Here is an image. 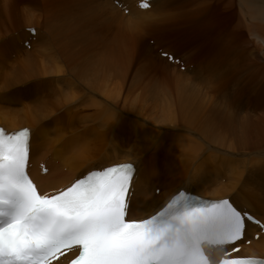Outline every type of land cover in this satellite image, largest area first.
<instances>
[{"label": "rangeland", "instance_id": "obj_1", "mask_svg": "<svg viewBox=\"0 0 264 264\" xmlns=\"http://www.w3.org/2000/svg\"><path fill=\"white\" fill-rule=\"evenodd\" d=\"M94 1L91 0V7L98 9ZM107 2L138 28L120 34L105 22L102 27L90 29L82 24L80 27L88 29L83 31L65 24L82 14L70 4L67 9L73 15L53 18L45 10L51 8L52 0H0V50L6 44L9 48L3 63L0 58V112L23 113L29 106L50 105L44 111L49 115L39 124L46 128L51 142L77 138L74 150L81 156L77 163L81 170L133 159L138 167L148 171L145 184H153L151 192L156 187L155 196L162 195L169 186L171 190L178 188L181 183L192 192L227 191L231 200L242 203L246 191L259 193L262 188L264 193V44L248 33L238 1L162 0L164 16L150 10L154 3L146 11L150 22H143L141 27L136 5L134 12L128 13L116 7L115 2ZM26 4L32 6L33 13ZM105 12L109 13L107 8ZM247 19L251 20V29L256 30L257 22L264 28V22L252 14ZM85 20L92 24L90 17ZM30 24L37 31V39L31 45H23L29 41ZM89 30L94 31L98 50L109 48L120 59L115 63H122V69L115 70L120 77L115 74L107 85L94 88L86 86L58 46L59 41L61 47L79 43L85 35L92 36ZM116 34L117 40L112 42ZM162 54L179 60L186 71L170 64ZM22 58L30 60L27 65H33L31 73L36 78L27 80V69L22 74ZM42 70L47 71L46 76ZM7 71L13 75L5 80ZM179 75L185 87L197 93L200 105L204 106L206 100V108L212 103L218 108H211L221 110L217 111L222 122L215 125L218 133L201 120L211 115V108L194 113L192 122L181 118L177 110V114L173 113L176 122L162 120L154 105L163 104L171 95L175 90L173 80ZM171 98L175 102L174 94ZM255 236L252 239L257 241ZM245 245L249 247V243Z\"/></svg>", "mask_w": 264, "mask_h": 264}, {"label": "snow or ice", "instance_id": "obj_2", "mask_svg": "<svg viewBox=\"0 0 264 264\" xmlns=\"http://www.w3.org/2000/svg\"><path fill=\"white\" fill-rule=\"evenodd\" d=\"M29 153V130L0 129V264H53L69 253L70 264H214L212 248L242 238L243 214L228 200L191 204L178 192L150 217L134 219L133 165L93 170L65 190L41 192L27 170Z\"/></svg>", "mask_w": 264, "mask_h": 264}, {"label": "bare ground", "instance_id": "obj_3", "mask_svg": "<svg viewBox=\"0 0 264 264\" xmlns=\"http://www.w3.org/2000/svg\"><path fill=\"white\" fill-rule=\"evenodd\" d=\"M92 1H94V0H92ZM109 1H111V2L121 1V3L124 6L122 8V10L127 11L128 13L134 12L133 7L136 5L135 8L137 9V11H139L138 15H141V16H138V18H139L138 24L140 27L144 23L147 24L148 21L150 22L149 15L146 14V13H148L146 11L149 9L141 10L138 8V4L141 2V0H137L135 3L132 2L131 0H109ZM157 1H159V2L157 3ZM237 1H238L239 10H240L241 14L243 15V18L245 19V21L248 23V26H247L248 33L252 37L255 36L256 38H258V41L260 40L261 43L264 44V28L261 27L259 22H257L256 23L257 26H255L256 30H254V28L251 29L249 26L250 25L249 23L251 22V20L247 19V16L252 14L256 19H258L261 22H264V0H263V2H261V4H260L259 0H237ZM74 2L76 3V1H74ZM94 2L98 3V6H99L98 9L91 7L87 10V5H86L85 12L84 13L81 12L82 15L73 16L75 21L67 22L65 24H71L69 26L70 28L82 29L83 31H87L88 29H86L85 27H80V25H82V24L84 26L87 25V28H89V29L91 26L95 27V28H99V26L102 27L103 23L106 22L107 26H109V27L114 26L115 31L116 32L119 31L120 34H121V32L128 33L129 29H131V28H134V27L138 28L137 26H133L127 17L125 18L124 16H120L119 12L109 2H107V0H96ZM160 2L162 3V0L161 1L160 0H152V1L148 2L149 6L156 3L152 9L150 8V10L152 11L154 9V7L156 5H158ZM25 3L26 2H24L22 4H25ZM16 4H18V3H16ZM26 6H27L28 11L32 10V6H30L28 4H26ZM106 8L109 11L108 14H106V12H105ZM223 8H224V6H223ZM47 12L53 18L58 17V16L68 17V16L73 15L68 11V9H65L64 11L62 10L60 12H55V11H47ZM103 13H105V15H102ZM137 13L138 12H136V14ZM146 15H147V17H146ZM163 16H164V14H163ZM89 17L92 20L91 21L92 24H90L89 21L85 20V19H88ZM165 19H166V16H165ZM80 22H81V24H80ZM31 23H32V21H31ZM28 27H29V30L33 29L34 31H36L35 28H32V27H34L33 25L30 24V26L28 25ZM53 31L57 32V29L54 28ZM89 31L93 37L85 35V37L79 43H75L71 47L66 45V44H64L63 47H61V42L59 41L58 46H59L60 50L63 51V53L65 54V59H67V61L70 64H72L73 68L76 70L77 75H79L84 81H86V83H85L86 86L89 84V86H91L90 88H92V87L94 88V87H97L99 84H101L103 86L107 85L109 80L111 79V77H113L116 74L115 70L116 69H118V70L122 69V63H119V62L115 63V61H120V59L116 58L113 51L110 50L109 48H104L101 50L99 48V50H100L99 51L98 45H97L96 40H95L96 37H95L94 31L93 30H89ZM8 34H10V32L6 33L5 36H8ZM64 34L65 35L67 34L66 31H64ZM28 35H29V41H27V45H31L32 42L34 40L36 41V39H37L36 38L37 31H36V34L34 35L35 37L32 36L30 33H28ZM116 36H117V34L114 36L112 42H116L115 41V40H117ZM23 43H25V42H23ZM103 46H105V45H103ZM8 49H9L8 44H6V48L4 49L5 52H4V50H0V58L3 59L2 63L5 61V57L7 54L6 50H8ZM145 54L146 53L143 52V55H145ZM262 56L264 57V52L262 53ZM22 59H23L22 60L23 64L21 66L23 67L22 69L24 70V72L22 74H26L25 70L27 69L26 70L27 74L25 75V76H28L27 80L30 81L32 78H36V75H34L35 76L34 77L32 75L33 73H31V71L33 69V65L31 67L29 65H27V62L30 60L28 59V61H27V59L26 60L24 58H22ZM117 59H119V60H117ZM76 65H78V67ZM11 72L12 71L6 72V74L4 76L5 80H8L9 77L13 75V72L12 73ZM45 72H47V71H43L42 73H45ZM118 72H120V71H118ZM58 73H60V72L58 71ZM44 75L46 76L47 74L45 73V74H43V76ZM29 76H32V77H29ZM115 76L120 77L117 74ZM20 77H22V76H20ZM38 78H39V76H38ZM181 80L182 79L180 78V75L175 76V79L173 80L174 88H175V90H174L175 102L172 101V98L170 97L171 95L169 96L166 94L167 97L165 96L166 98H165V102L163 104H161V105L155 104L154 105L155 109L156 108L159 109V113H161V118L164 122H166L165 120H171V121H167L166 123H173L175 121L173 113H176V110L178 111V114L182 115L181 118L186 117L187 121L190 120V122H192L191 116L194 113L204 111V109H205L204 112H206V110L209 111V109L211 107H213V108L215 107L211 103V106L209 108H206V106H205L206 100H204V106L200 105L201 101H199V102L197 101V95H196L197 93L194 90L189 91L187 89V87H185V84L182 83ZM21 83H23V82H21ZM18 84H20V83H18ZM1 88H5V87L2 85ZM95 91L97 92V88H95ZM163 93H162V95H163ZM67 99H68V97H67ZM155 100H157V99H155ZM210 101H211V99L209 100V102ZM47 106H50V105L45 106L44 104L40 103L38 106H36V105H34L33 107L29 106L28 110L26 112H23V113H20L19 111H9V110L0 112V127H2L8 133H14V132L20 131V130L25 129V128H28L30 130V153H29L30 168L28 170L29 174L41 192L52 193V192H57L59 190L66 189L68 187V185L71 184V182L83 178L87 173H89L93 170H99V169H95L94 167H86L83 170H81L78 167L77 163L81 159V156L78 153H76V151H75V150H77L75 145H78V143L76 144V142H77L76 137H71L69 139V141H65L64 139H58V140H54L52 142L50 141V139L48 137V132H47V130H45L46 128L39 124L43 121V119L47 118V116L49 115V114L44 113ZM219 106H221V105H219ZM216 107L218 108V106H216ZM213 108H211L212 110L210 109V112H208L211 115H208L207 117H203V118H201V120L203 121V123L205 125L210 126L211 130L214 131L213 133L216 134V133H218V131H216L217 127H215V125L219 126L222 122L221 121L222 119L220 118L221 114L220 115L218 114V111H221V110L217 109L218 110L217 111L216 109L214 110ZM221 109H223V107ZM211 111H213L214 113H212ZM204 112H201V113H204ZM231 114H233V113H231ZM107 119H109V118H106V120ZM226 120L228 121V120H230V118H227ZM170 137H172V136H170ZM49 147L51 148V150L49 149ZM74 148H75V150H74ZM50 157H52L51 161H49ZM113 162L114 163H109L107 165L102 166L100 169H105L106 167H110V166H114V165H118V164H120V165L121 164H127V163L135 164L134 166L136 168V172H135V175L132 179V185H131L132 195L130 197V208H131L130 215L134 219L139 220V219H143L145 216L150 217L156 209H158L161 205H165L179 191H184L186 193L195 194L198 197L205 199V200H209V201H218V200H223V199L228 198L230 200V202L238 210H240L241 212H250V215L254 216L256 218V220L258 222H260L261 224H263V226H264V193L262 192V188L259 189V190H261L259 193L255 192V191H246L244 193L246 199L243 203L236 201L235 198L234 199L232 198V200H231L229 198V195L227 194V191H223V192L220 191L221 193H219V191H217L216 193H211V192L207 193L205 191L192 192L190 189H188L189 188L188 185H183V186H187L188 187L187 189H185L183 186H181V184H183V183L180 184V187L175 188V189L172 188V190L169 186V188H165L163 190L165 192H163L162 195L155 196L153 194V192L156 190V187L151 192V189L153 188V184H148V183L145 184V181L147 180L146 176L148 175V171L145 168L141 169L140 167H138L136 161L133 159H125L124 158V159L113 161ZM42 164L45 166V168H46V166L48 168L47 174L45 173L46 175L45 174L42 175L40 173L41 170H40L39 166ZM87 169H90V170H87ZM64 170L67 171L66 174L62 173V171H64ZM50 172L52 173L51 175H50ZM197 180L200 181L199 178H197ZM138 181L141 182V186L138 185ZM152 182H154V181H152ZM56 184L58 187L57 186L54 187ZM150 187H152V188L150 189ZM254 235H258L257 241H254L252 239ZM245 240H250L249 245H248L249 247H247L245 245V242H244V244H242L241 251L239 253L235 254V256L264 258V234L261 233V228H259L257 225H254V224H247L246 230H245L244 241ZM228 249H230V248H228ZM223 252H224V250L215 249V250H210L209 254L211 255L213 261L216 262L223 255ZM72 256H73V254L65 257L64 259L57 262V264H65V262L68 259H70Z\"/></svg>", "mask_w": 264, "mask_h": 264}, {"label": "crops", "instance_id": "obj_4", "mask_svg": "<svg viewBox=\"0 0 264 264\" xmlns=\"http://www.w3.org/2000/svg\"><path fill=\"white\" fill-rule=\"evenodd\" d=\"M65 3H64V2ZM74 1H76V3L74 2ZM163 3V2H162ZM162 3L160 2L158 5H156L155 7H154V9H153V13L154 14H157V15H161L162 13H164L165 11H163V10H160L161 8H162ZM69 4H70V6H71V8L72 7H77L78 9L77 10H79L80 12H85V8L83 7V4H86L87 5V10L89 9V8H91V0H62L61 1V3H60V0H52V3H51V5H50V9H49V7H47V8H45V10H48V11H55V12H60V11H64L65 9H67L68 7H70L69 6ZM161 5V6H160ZM60 6H64V9H62V8H60ZM56 7V8H55ZM159 7V8H158ZM55 8V9H54ZM157 10V11H156ZM70 12H72L71 10H70ZM73 13V12H72ZM160 13V14H159ZM74 14V13H73ZM172 14V13H171ZM79 15V14H78ZM80 15H82V14H80ZM163 15V14H162ZM161 15V16H162ZM160 16V17H161ZM144 25V24H143ZM142 25V26H143ZM32 50V49H31ZM174 94V90L171 92V97H172V95Z\"/></svg>", "mask_w": 264, "mask_h": 264}, {"label": "built area", "instance_id": "obj_5", "mask_svg": "<svg viewBox=\"0 0 264 264\" xmlns=\"http://www.w3.org/2000/svg\"><path fill=\"white\" fill-rule=\"evenodd\" d=\"M29 48H33L32 46H30Z\"/></svg>", "mask_w": 264, "mask_h": 264}]
</instances>
